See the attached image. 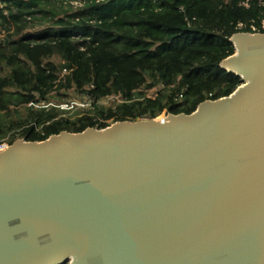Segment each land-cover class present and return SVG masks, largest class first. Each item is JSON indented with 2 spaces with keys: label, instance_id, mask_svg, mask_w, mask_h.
I'll use <instances>...</instances> for the list:
<instances>
[{
  "label": "water",
  "instance_id": "water-1",
  "mask_svg": "<svg viewBox=\"0 0 264 264\" xmlns=\"http://www.w3.org/2000/svg\"><path fill=\"white\" fill-rule=\"evenodd\" d=\"M190 113L17 139L0 154V264H264V33Z\"/></svg>",
  "mask_w": 264,
  "mask_h": 264
},
{
  "label": "trees",
  "instance_id": "trees-1",
  "mask_svg": "<svg viewBox=\"0 0 264 264\" xmlns=\"http://www.w3.org/2000/svg\"><path fill=\"white\" fill-rule=\"evenodd\" d=\"M71 1L0 0V140L190 114L229 96L242 83L221 66L231 38L260 28L264 12L243 0ZM72 95L93 104L74 116L52 106Z\"/></svg>",
  "mask_w": 264,
  "mask_h": 264
},
{
  "label": "built area",
  "instance_id": "built-area-1",
  "mask_svg": "<svg viewBox=\"0 0 264 264\" xmlns=\"http://www.w3.org/2000/svg\"><path fill=\"white\" fill-rule=\"evenodd\" d=\"M71 4L73 7L75 8H78V7H82L85 5V1L83 0H72L71 1ZM252 4H257L260 8H262L264 10V0H243L241 2V5L246 7V8H250ZM256 23L253 22L252 23V30H253V33H261L260 30H263L264 29V12L262 14V17H261V20H260V24H261V27H257L255 25ZM241 29H243V27L245 26L244 24H240L239 25ZM62 27H59L57 29L61 30ZM13 29H11L12 31ZM251 33V32H250ZM24 35H20L19 37L16 38V41H20ZM6 37H7V34H3L2 31L0 30V47L1 48H4L5 47V42H6ZM80 97H82L83 99H87L89 100V106L91 107L92 104H93V101L91 100V98L87 95H80ZM88 109V108H87ZM86 110V109H85ZM11 142L9 139H4V140H0V154L5 152L6 150H8L11 146Z\"/></svg>",
  "mask_w": 264,
  "mask_h": 264
},
{
  "label": "rangeland",
  "instance_id": "rangeland-1",
  "mask_svg": "<svg viewBox=\"0 0 264 264\" xmlns=\"http://www.w3.org/2000/svg\"><path fill=\"white\" fill-rule=\"evenodd\" d=\"M1 31L5 35L8 33V30L7 31L1 30ZM25 31L27 32L26 29H25ZM22 37H24V36H22ZM177 82L178 81H174L172 83L166 84L165 87L162 89L164 91H170L171 89L174 88V86L176 85ZM89 103L90 102L87 99H83L82 97L77 96V95H72L69 99H67V100H65L59 104L58 103L52 104V106H55V107L58 106L61 109L64 108L63 109V110H65L64 115H66V116H74L76 113L82 112V110L90 108ZM166 116H167V114L164 113L163 115L160 116V119H163ZM72 131H75V130H72Z\"/></svg>",
  "mask_w": 264,
  "mask_h": 264
},
{
  "label": "flooded vegetation",
  "instance_id": "flooded-vegetation-1",
  "mask_svg": "<svg viewBox=\"0 0 264 264\" xmlns=\"http://www.w3.org/2000/svg\"><path fill=\"white\" fill-rule=\"evenodd\" d=\"M241 80H242V78H241ZM241 82H242L241 85H243V84H244L243 81H241ZM241 85H240V86H241ZM240 86H239V87H240ZM66 264H69V262H67Z\"/></svg>",
  "mask_w": 264,
  "mask_h": 264
},
{
  "label": "bare ground",
  "instance_id": "bare-ground-1",
  "mask_svg": "<svg viewBox=\"0 0 264 264\" xmlns=\"http://www.w3.org/2000/svg\"><path fill=\"white\" fill-rule=\"evenodd\" d=\"M160 118V117H159Z\"/></svg>",
  "mask_w": 264,
  "mask_h": 264
}]
</instances>
